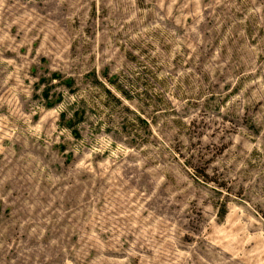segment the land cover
Wrapping results in <instances>:
<instances>
[{
  "label": "rangeland",
  "instance_id": "374dc122",
  "mask_svg": "<svg viewBox=\"0 0 264 264\" xmlns=\"http://www.w3.org/2000/svg\"><path fill=\"white\" fill-rule=\"evenodd\" d=\"M0 264H264V0H0Z\"/></svg>",
  "mask_w": 264,
  "mask_h": 264
}]
</instances>
